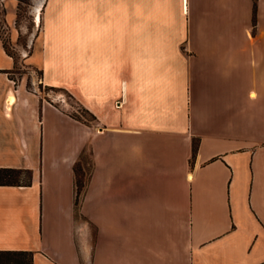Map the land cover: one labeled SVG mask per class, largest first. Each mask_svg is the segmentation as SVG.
<instances>
[{
	"label": "crops",
	"instance_id": "crops-1",
	"mask_svg": "<svg viewBox=\"0 0 264 264\" xmlns=\"http://www.w3.org/2000/svg\"><path fill=\"white\" fill-rule=\"evenodd\" d=\"M16 2L0 1L11 29ZM44 8L27 61L42 77H12L0 38V168L33 172L29 186H0V251L34 264H264V0ZM49 49L84 51L80 89L50 76ZM42 88L72 94L94 124ZM82 155L92 170L77 204Z\"/></svg>",
	"mask_w": 264,
	"mask_h": 264
},
{
	"label": "rangeland",
	"instance_id": "rangeland-1",
	"mask_svg": "<svg viewBox=\"0 0 264 264\" xmlns=\"http://www.w3.org/2000/svg\"><path fill=\"white\" fill-rule=\"evenodd\" d=\"M16 3V19L12 29L8 26L6 22L5 7L3 5H0V38L4 44L7 54L14 60V69L12 71V77H42L43 73L39 70L36 72L32 71V69H30L29 62L27 61L29 56L33 52L32 43L40 34L42 29V14L45 9L44 6L46 0H17ZM51 11L52 10H50V12ZM50 12L48 13L50 14ZM252 17L253 20L254 17H257L256 12L253 13ZM48 22L46 21V23ZM12 30L18 31V34L15 32V39H13ZM83 52L84 51L81 49H49L48 60L52 61L53 63L58 62V64L60 65L58 67L56 65L50 69V76L62 78L74 77V80L71 78L69 79L70 85L80 89L81 81L79 80V78L75 77H82ZM37 58L40 60L42 58V51L39 48ZM32 85L33 82H29V86ZM42 92L46 95V97L49 96L48 100L50 102L56 105L60 110L72 116L74 119H79L82 123L94 124V119L83 108V105L81 104L80 100L72 96V94H70L69 92L48 88H42ZM86 168L87 170L89 168V170H92L89 166H86ZM28 180L29 175L27 173H23L20 175L21 182L25 183Z\"/></svg>",
	"mask_w": 264,
	"mask_h": 264
},
{
	"label": "trees",
	"instance_id": "trees-1",
	"mask_svg": "<svg viewBox=\"0 0 264 264\" xmlns=\"http://www.w3.org/2000/svg\"><path fill=\"white\" fill-rule=\"evenodd\" d=\"M86 112L90 114L89 111L86 110ZM90 115L95 119L92 114ZM77 120L81 121L79 119ZM197 147L198 144L194 143V154L197 152ZM83 157L84 155L80 157V160L75 165L76 186L78 190L77 204H79L80 195L82 196L90 179V170L85 169ZM23 173L29 175V180L25 183L20 181V175ZM32 177L33 172L31 170L0 168V186H29L32 182ZM0 264H34V253L28 251H0Z\"/></svg>",
	"mask_w": 264,
	"mask_h": 264
},
{
	"label": "bare ground",
	"instance_id": "bare-ground-1",
	"mask_svg": "<svg viewBox=\"0 0 264 264\" xmlns=\"http://www.w3.org/2000/svg\"><path fill=\"white\" fill-rule=\"evenodd\" d=\"M15 100H14V97H11L10 99V103H13Z\"/></svg>",
	"mask_w": 264,
	"mask_h": 264
},
{
	"label": "built area",
	"instance_id": "built-area-1",
	"mask_svg": "<svg viewBox=\"0 0 264 264\" xmlns=\"http://www.w3.org/2000/svg\"><path fill=\"white\" fill-rule=\"evenodd\" d=\"M77 193H78V190H77Z\"/></svg>",
	"mask_w": 264,
	"mask_h": 264
}]
</instances>
